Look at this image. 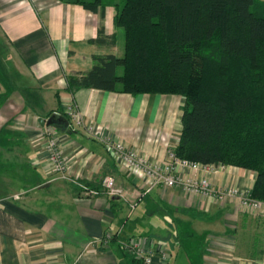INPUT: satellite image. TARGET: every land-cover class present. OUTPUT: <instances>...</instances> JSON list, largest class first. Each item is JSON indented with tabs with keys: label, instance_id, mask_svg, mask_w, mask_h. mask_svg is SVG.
<instances>
[{
	"label": "crops",
	"instance_id": "crops-1",
	"mask_svg": "<svg viewBox=\"0 0 264 264\" xmlns=\"http://www.w3.org/2000/svg\"><path fill=\"white\" fill-rule=\"evenodd\" d=\"M120 4L109 0L104 12H93L72 0H0V38L42 100L34 110L19 94L0 108V264H135L124 248L131 238L164 248L165 264H264V212L182 186L158 185L140 196L141 175L106 148L110 138L151 162L168 160L182 131L183 96L66 89L67 76L90 70L95 55L123 54L124 30L115 24ZM69 105L85 124L71 132L53 126L69 160L64 177L48 163L38 114L66 113ZM181 171L249 194L256 178L233 165ZM107 176L124 197L107 193ZM108 233L113 237L104 243Z\"/></svg>",
	"mask_w": 264,
	"mask_h": 264
},
{
	"label": "trees",
	"instance_id": "trees-1",
	"mask_svg": "<svg viewBox=\"0 0 264 264\" xmlns=\"http://www.w3.org/2000/svg\"><path fill=\"white\" fill-rule=\"evenodd\" d=\"M72 2L104 12L109 0ZM120 3L115 24L124 30L123 54L95 55L90 70L67 76L66 89L183 96L174 154L255 172L251 196L264 200V0ZM29 80L0 38V108L20 94L25 107L36 110L41 92ZM38 115L65 118L69 125L62 129L73 130L61 109Z\"/></svg>",
	"mask_w": 264,
	"mask_h": 264
},
{
	"label": "built area",
	"instance_id": "built-area-1",
	"mask_svg": "<svg viewBox=\"0 0 264 264\" xmlns=\"http://www.w3.org/2000/svg\"><path fill=\"white\" fill-rule=\"evenodd\" d=\"M66 114L71 121L72 127H82L85 124L81 112L72 105L67 106ZM89 131H93L92 126H88ZM56 130L52 126H44L43 134L45 140V150L47 152L48 163L51 170L60 172L64 177L69 169V160L63 154L60 148L59 140L56 136ZM104 143L107 150L115 157V159L131 171L138 172L145 183V190L140 195L148 193L152 188L158 185L167 187L182 186L186 191L200 193L206 197L224 198L231 196L240 200L241 205L252 212H264V200H260L251 196L247 192H240L235 186L216 189L207 178L197 179L196 177L185 174L181 171L186 168L193 172L200 170L210 172L216 167L224 168L226 164H205L189 159L179 158L173 152H170L168 160L163 162H151L147 158L141 156L136 150L127 147L123 142L105 138ZM104 186L109 195L124 197V190L120 186L115 185L113 177L107 176L104 179ZM82 189L86 193L96 194L97 191L82 185ZM137 201L130 204L131 209L135 208ZM113 237L112 233L106 234L101 240L107 243ZM124 248L134 256L142 260V264H165L168 262L169 253L164 249L159 251L139 239L131 238L128 242H124ZM160 255V263L155 261V256Z\"/></svg>",
	"mask_w": 264,
	"mask_h": 264
},
{
	"label": "water",
	"instance_id": "water-1",
	"mask_svg": "<svg viewBox=\"0 0 264 264\" xmlns=\"http://www.w3.org/2000/svg\"><path fill=\"white\" fill-rule=\"evenodd\" d=\"M39 121L43 126L55 125L60 128H63L69 125V121L67 119L60 118L57 115H52L49 118L39 117Z\"/></svg>",
	"mask_w": 264,
	"mask_h": 264
}]
</instances>
